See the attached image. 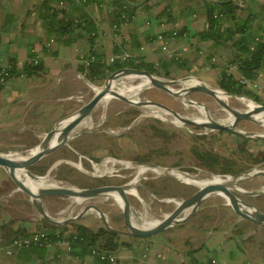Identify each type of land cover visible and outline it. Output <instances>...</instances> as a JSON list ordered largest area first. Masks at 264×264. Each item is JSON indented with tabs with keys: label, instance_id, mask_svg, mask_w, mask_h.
Instances as JSON below:
<instances>
[{
	"label": "crops",
	"instance_id": "crops-1",
	"mask_svg": "<svg viewBox=\"0 0 264 264\" xmlns=\"http://www.w3.org/2000/svg\"><path fill=\"white\" fill-rule=\"evenodd\" d=\"M116 1L89 0L83 2L87 4L81 7L72 6V12L97 20L94 21L96 30L94 35H90L87 27L75 28L71 35H65V39H68L65 42L57 39L56 34L49 33L43 18V0H0V59L22 66L0 86V150H22L35 145L65 115L81 106L97 85L102 84L94 82V78H99V75H87L88 69L81 62V56L91 50L107 57L127 49L133 56L157 60L169 55L161 51L155 41L158 33H163L168 39L169 50L188 59L195 53L196 58L201 57L195 61L196 64L205 68L206 54L214 50L213 41H199L198 36L192 34L199 30H190L184 19L188 15L198 16L199 11L204 9L202 0H178L173 9L175 21L166 14H161L168 0H149L148 4L143 2L145 0H124L134 6V11L129 20L114 27ZM261 2L245 0L244 5L259 13ZM66 3L65 6L69 4L67 1ZM240 12L243 13L239 9L238 13ZM189 23L192 27V22ZM260 23L261 20L257 18L252 29ZM206 24L207 18L204 27ZM185 26L188 31L173 35V30H181ZM52 37L54 41L48 48L46 43ZM198 46L205 54L199 53L196 49ZM220 52L223 56L227 54L224 50ZM32 54L39 57L41 69H26L27 60ZM225 59L219 58L218 64L212 69L219 72L226 64ZM195 67L194 64L192 70ZM230 70L238 78L241 76L236 68ZM251 88H256L253 83ZM38 224L15 217L11 211L0 206V264H43L46 260H55V264H106L91 253L81 257L57 240L46 246H25L14 249L13 253L7 252L6 248L11 246L12 239L21 229L25 227L34 231L42 227ZM69 228L63 235L64 238L75 229ZM199 239L197 234L182 230H172L166 235H153L149 238L122 234L121 240L126 243L119 246L120 252L119 249L116 251L115 264H192L194 260L206 262L212 256L217 258L218 264H238L246 261L249 255L247 246L241 244L234 234L222 238L212 236L208 241L202 238L198 244ZM248 262L264 264V258L262 261L259 259Z\"/></svg>",
	"mask_w": 264,
	"mask_h": 264
},
{
	"label": "rangeland",
	"instance_id": "rangeland-1",
	"mask_svg": "<svg viewBox=\"0 0 264 264\" xmlns=\"http://www.w3.org/2000/svg\"><path fill=\"white\" fill-rule=\"evenodd\" d=\"M184 19L189 24V29L193 32L205 28L204 9L199 11L197 17L188 15ZM189 22H192L193 28ZM199 58L201 57L196 58L195 53L189 58V61H192L196 66L192 71H180L173 77H160L182 78L186 75L197 76L206 83L225 91L218 83L217 69L211 68L212 70H207L199 67V64L195 62ZM104 80V76L94 78V82L102 84L97 85L84 100L90 97L98 86L103 85ZM126 81L131 83L130 80ZM172 86L181 88L180 84H173ZM248 86L251 87V83H248ZM259 92L262 93L261 91ZM229 95L231 105H236L235 107L239 109H245V106L235 97L241 96L253 99L245 95ZM142 96L167 103L182 114L192 113L193 111L192 106H186L182 98L156 86L145 87L142 91ZM186 97L208 105L211 113L214 116L216 115L215 117L226 116V110L209 93L195 91L188 93ZM253 100L264 103V101ZM107 103L106 106H99L94 109L89 117L90 120L92 119L90 127H84L81 130L76 128L73 131L74 133L72 132L68 143L35 163L38 169L44 167L48 162L50 163L49 168L44 173L39 172L38 169L35 171L30 168L33 172L44 175L48 173L54 162L61 160L49 171V175L43 177L52 179L39 186L40 191L44 190V188L58 185H74L85 188L106 183L124 184L130 182L136 175V167L125 163L126 161H150L157 164V168L168 169L169 167H174L172 169L183 173L190 172L196 176H205L209 172L223 177L234 176L235 174L232 173L225 175L213 172L198 162L193 152V146L196 143L194 142V134L205 135L203 139L197 142L207 147L209 146L224 155L235 153L238 160L245 165L252 162L251 158H260L264 148V142L254 140L256 137L253 136H246L249 139L245 140L238 136L242 134L231 131L219 132V130H205L190 124L179 125L175 122L165 121L152 113L151 115L143 106L120 102L116 98H110ZM154 118L161 120L162 123L154 120ZM238 126L247 132H264L262 124L250 119L240 121ZM33 147L36 146L33 145L22 150L14 149V151L23 153ZM8 151L12 152L10 149L0 150V152ZM109 158L119 161L114 163L107 162L110 160ZM106 159L108 160L105 162ZM75 163H80L86 170L80 169ZM95 165L101 167L97 168ZM251 168L264 169V161L254 163ZM136 185L138 194L128 193V198L130 204L135 208H133L134 218L139 223L144 222L142 213L147 215L145 216L147 219L167 216L177 206L171 200L187 198L199 188L193 183H183L169 174L156 173L151 170L143 173ZM240 185L246 191L252 192L238 193V196L246 203H249L250 207L254 208L256 206L264 210V175L250 174V176L244 177L240 181ZM85 202L100 206L106 212L112 226L124 230L127 229L123 221V208L117 204L113 197L101 194L89 197ZM85 202H74L73 197L67 195H45L42 199L43 207L53 217H59V212L69 207L62 215V218L79 213L83 206L86 205ZM200 204L198 209L186 220L173 224L155 235H166L172 230H182L185 233L193 232L200 238L198 242L200 244L202 238L204 241H208L212 236L222 238L230 237L231 234H234L238 237L241 244L247 246L249 255L246 261L256 262L259 259L262 261V258H264L261 257L264 254V225L240 217L230 204L225 203L220 195H212L204 199ZM0 206L11 211L15 217L29 219L34 223H39L42 220L38 209L32 203L31 196L26 191L17 188L3 167H0ZM76 221L93 228L103 226L102 218L93 207L88 210L83 218ZM250 255L252 258H250Z\"/></svg>",
	"mask_w": 264,
	"mask_h": 264
},
{
	"label": "trees",
	"instance_id": "trees-1",
	"mask_svg": "<svg viewBox=\"0 0 264 264\" xmlns=\"http://www.w3.org/2000/svg\"><path fill=\"white\" fill-rule=\"evenodd\" d=\"M43 1V18L46 22L49 33L56 34L57 39L67 42L68 39H65V35H71L75 28L84 29L87 27L90 35L92 31L96 30V25L93 20H90L89 17H85L82 14H76L70 9L72 6L81 7L87 3L82 2L83 4L74 5L72 0H66L69 3L67 6H59L60 0ZM143 2L148 4L149 0ZM57 3L58 6L56 5ZM177 3L178 0H168V4L164 7L161 14H166L169 19L175 21L176 18L173 14V9ZM202 3L207 18V24L204 29L192 34L198 36L199 41H204L206 39L213 41L214 50L208 51L205 57L208 62L212 60V56H217L220 59L224 57L226 58V64L220 69L217 75L220 87L227 92L229 91L231 93L245 95L247 97L249 96L257 101L263 102L264 90L260 93L255 90L256 88L253 89L249 87L248 84H242L236 74L230 70V66L236 64L237 70L247 78H254L258 71L264 70V4H261L260 12L257 13L249 9L248 5L246 7L245 5L240 6L238 0H202ZM239 9L243 13H238ZM133 11V5H130L124 0H117L115 2L114 24H117V26L122 24L124 21L122 14L132 15ZM215 12L218 14L222 13L223 15L214 16ZM75 18H79L80 21L83 20L85 23L83 24L81 22L78 24L75 21ZM257 18L261 20V23L255 29H252L253 22ZM187 29L186 26L181 28V30L179 29L180 34L188 31ZM196 49L199 51L201 48L198 46ZM222 50L227 52L225 56L220 52ZM212 65L215 66L214 63ZM41 66L42 63H28L26 69L28 71L38 70L41 69ZM124 66H132L139 69L145 68L158 76L173 77L180 71H191L194 63H191L186 56L184 57L173 52L172 54H169L164 58H158L157 60H148L144 56H132L128 60H124V62L115 61L107 63L97 59L93 61L89 68H86L83 65L85 69H88L87 75L92 77L95 74L99 75V77H106L108 72L110 73L113 70ZM154 120L162 123L159 119L154 118ZM219 132L223 131L219 130ZM238 136L245 140L249 139L243 135ZM193 137L195 138L194 142H196L193 146V152L195 153L198 162H200V164L206 169L213 172L238 174L249 170L254 163L262 160L264 161V148L262 149L260 158H251L252 162L245 165L238 160L235 153L224 155L213 150V148H210L209 146L207 147L206 145L197 142L198 140L203 139L205 135L194 134ZM254 140L264 142V139L255 138ZM107 160L108 159H106L105 162ZM49 164L50 163L48 162V164L40 169L33 164L30 168L35 171L38 169L39 172L44 173L49 168ZM39 226H42L44 229L46 228L49 234L54 238L63 237L66 231L70 229L69 227L73 229L75 228L66 234V238L70 241L72 248L71 251L81 257L91 253L92 247L103 248L107 251H117L120 245L126 243L121 240L122 234L112 231L108 227L106 228L102 225L98 228H93L88 225L85 226L76 220H70L62 225H55L46 220H41ZM31 232L32 231H29L24 227L17 236H25ZM211 258L206 262H202L201 260L198 262V260H194V263L192 264H209Z\"/></svg>",
	"mask_w": 264,
	"mask_h": 264
},
{
	"label": "water",
	"instance_id": "water-1",
	"mask_svg": "<svg viewBox=\"0 0 264 264\" xmlns=\"http://www.w3.org/2000/svg\"><path fill=\"white\" fill-rule=\"evenodd\" d=\"M127 74H138V75H146L149 78V81H151L152 86L159 87L163 90H167L168 92L180 97L184 98L182 96L183 91L195 92L200 91L204 93H209L211 96H213L216 100L220 102V104L225 107L227 110H229L233 114V119L231 122H222L219 120L214 119H208L206 121H197L196 119H193L189 116H185L179 111L172 108L167 103H163L161 101H157L154 99H151L149 97L142 96L141 91L144 89H140L138 92L133 94L134 97H140L138 100H135L134 98L128 97L125 93L119 91L118 89H115L114 87V80L118 79L120 77H123ZM194 78L196 80V83H193L189 85V87L186 88V90H183V88H173V84H181L182 82H185L186 79ZM219 89L206 83L205 81L201 80L197 76L192 75H186L182 78H163L160 77L154 73H152L148 69H139L132 66H124L121 68H118L116 70H113L110 72L103 81V85L100 87L98 86L95 90V92L88 97L86 100H83V104L79 106L77 109H75L73 112L65 115L63 119L60 122H57L55 126L47 131L43 137L39 140L37 144L34 146L37 147V150L35 153L23 157V159H16V158H10L9 156L5 155V152H0V167L4 168L11 179L16 184L17 188L26 191L30 196L32 203L34 206L38 209L41 219L43 221H48L55 225H62L70 220H79L83 218L88 210H90L91 207H93L95 210L98 211L100 217L103 221V226L108 227L110 230L115 231L119 234H131L134 236L142 237V238H149V236H153L155 234H158L165 230L166 228H169V226H172L173 224L182 222L186 220L195 210L198 209V207L201 205L200 203L206 199V194L209 193L211 190H221L224 192H227L228 194L232 195V201L231 206L233 210L242 218L248 219L250 221H254L255 223L264 225V222H260L257 220L256 217H264V210L259 209L258 207H254L251 209H248L247 211L242 208L239 201H242L247 206H250L249 203H246L244 200H242L238 193H243L239 189L234 190L232 188H229L223 184L220 183H209L207 185H204L200 188H198L196 191H194L192 194H190L187 198H184L180 200L179 203H177V206L169 212V214L163 218L156 226L148 227V228H142L140 226H136L131 221V211H133V206L130 204V200L128 198V192L126 191V184H101L96 186H87L85 188H81L74 185H58V186H51L46 188L42 193H37L34 191L31 187H29L25 181H22L19 179L15 173L17 170H21L23 168H26L29 172V174L33 178L38 177H44V175H39L35 172H33L30 169V166L38 162L39 160L43 159V157L52 154L56 150H58L60 147L64 146V144L68 143L72 132L79 126L81 123L88 117L91 116L94 109L97 107V101L103 97L104 95L110 94L111 98H116L120 102H127L133 105L137 106H145L149 104H157L160 108L167 110L171 114L174 115L176 119L181 121L182 125H194L199 128H203L205 130H222V131H231L234 133L242 134L245 136H253L256 138L264 139V133L262 132H255V131H245L240 130L238 123L242 120H254L260 123V120L254 119V115L261 113L264 111V103L257 102V106L249 109H239L233 105H231L229 102H226L223 100L219 94ZM223 91V90H222ZM226 94H231L238 96V94L231 93L224 91ZM188 101L194 102L195 100L191 98H187ZM168 120L170 122H174L170 119H163ZM264 124V123H262ZM30 149V148H29ZM61 160H57L51 165V169L55 167ZM134 163H144L156 166L157 164L152 163L150 161L147 162H141V161H131ZM174 168V167H169ZM49 171L47 174H49ZM186 172V171H184ZM250 174H262L264 175V169H258V168H251L248 171H244L238 174H235V177L243 176L247 177L250 176ZM226 175V174H225ZM172 176V175H171ZM112 190H119L122 194V197L124 199V207H123V221L124 225L127 227L126 230L120 229L118 227L112 226L108 220L106 212L101 209L100 206L94 204V203H86V205L83 206V209L72 216H66V218L57 219L56 217H53L46 208L43 207L42 199L45 195H60V196H81L83 198H89L97 195L104 194L106 192L112 191ZM252 192V191H251ZM250 191H245L244 193H251ZM196 204L197 206L190 210L188 214L183 216L182 221H174V219L180 215L182 212L187 210L189 206Z\"/></svg>",
	"mask_w": 264,
	"mask_h": 264
},
{
	"label": "bare ground",
	"instance_id": "bare-ground-1",
	"mask_svg": "<svg viewBox=\"0 0 264 264\" xmlns=\"http://www.w3.org/2000/svg\"><path fill=\"white\" fill-rule=\"evenodd\" d=\"M126 80H130L131 83L126 81ZM193 83H196V80L194 78H189V79H186L185 82H182L180 85L183 88V90H186V88L189 87V85H191ZM150 86H152L151 85V81H149V78L146 75L144 76V75H138V74H127V75H124L123 77H120V78L114 80L115 89H118L119 91L123 92V94L125 93L128 97L134 98L135 100H138V98H140V97H137V96L134 97L133 94L138 92L140 89H145V87H150ZM173 88L177 89L176 87H173ZM219 90H220L219 94H220L221 98L223 100H225L226 102H229L231 104V102L229 100V97H228L230 95L226 94L221 89H219ZM140 94H142V91H141ZM187 94H188L187 90L183 91L182 96L186 98ZM231 96H233V95H231ZM110 98H111L110 94H107V95H104L103 97H101L97 101V107L106 106L108 104L107 102L110 100ZM187 98L186 99L182 98V99H183V101H185V105L186 106H190V105L192 106V110L193 111H192V113L183 114L185 116H189V117H191L193 119H196L197 121H206L208 119L209 120L210 119H214V120H219V121H222V122H228V120H229V122H231L232 119H233V114L229 110H227L225 107H223V108L227 112L226 116L225 117H215L216 115L214 116L211 113L208 105L202 104V103H198L196 101L190 102V101H188ZM235 98L238 99L241 103L244 104V106H245L244 110H249V109L257 106V102L254 101L253 99H250V98L247 99V98H244V97H241V96L235 97ZM214 100H216V99L214 98ZM216 101L218 103H220L218 100H216ZM144 108H146L147 111L150 114L152 113V114L156 115L157 117H160L161 119H166L167 118V119L173 120L175 123H177L179 125L183 124L181 121L176 119L173 114H171L167 110L165 111L164 109L160 108L157 104L145 105ZM254 119L260 120V124L264 123V111L261 112V113L255 114L254 115ZM91 120L89 119V117L86 118L81 123V125H79L77 127V129L81 130V128L83 129L84 127H90L92 125L91 124ZM255 122H257V121H255ZM262 125L264 126V124H262ZM239 129L243 130L241 128H239ZM262 133H264V132H262ZM36 150H37V147H33V148H30V149H27V151L23 152V153L17 152V151H12V152L8 151V152H5V155L9 156L10 158L23 159V157H27V156L35 153ZM117 161H119V160L110 159L107 162H113L114 163V162H117ZM125 163L133 165V166L136 167V175L133 177L132 181L127 182V184H126V191L128 193H133L135 195L138 194V191L136 189V186H137L136 184H137L138 180L140 179V176L143 173L147 172V170H151V171H154L156 173L172 175L176 179L181 180L183 183H187V184L193 183L196 186H198L199 188L204 186V185H207L209 183H220V184H223V185H225V186H227L229 188H232L234 190L239 189L243 193L246 191V189H244L240 185V181L244 178L243 176L235 177V175H234V176H230V177H223V176L215 175V174L210 173V172H209V174H206L205 176H196L193 173H190V172L183 173L182 171L179 172V171L174 170L172 168H168V169H162L161 167L157 168L158 167L157 165L153 166V165H149V164L134 163V162H130V161H126ZM75 165H77L80 169H82L84 171L86 170V169L83 168V165H81L80 163H75ZM95 166H97V168L101 167L99 165H95ZM15 173H16V175H17V177L19 179L22 180L24 178V180H22V181H25V183L29 187H31L34 191H36L37 193H42L46 189V188H44V190L40 191V187L39 186H42V184L44 182L47 183L49 180L52 179V178H47V177H45V178H43V177L33 178L29 174V172H28V170L26 168H23L21 170H17V171H15ZM46 175H49V174H46ZM41 178H43V179H41ZM104 195L113 197L115 199V201L117 202V204L121 208L124 207V199H123L122 194H121V192L119 190H112V191L104 193ZM212 195H220V196H222V198L224 199L225 203L231 205V201H232V195L231 194H228L227 192H224V191H221V190H211L209 193L206 194V198H208V197H210ZM72 197H73L74 202H77V203H84L86 201V199H87V198H83L81 196H72ZM171 201H174L176 204L180 202L179 199H174V200H171ZM239 203L242 206V208L245 209L246 211L248 209L252 208L250 206H247L242 201H239ZM196 206H197L196 204H193V205L189 206V208L187 210H185L184 212H182L180 215H178L174 219V221H182L183 220V216L188 214L189 211L194 209ZM68 209H69V207L63 209L62 211H60L59 212V217H56V218L57 219H62V215ZM134 209H132L133 211H131V221H132V223L134 225L140 226L142 228H148V227L156 226L163 218L166 217V216H162V218H154V219L148 218L147 219V217L145 218V216H147V215L145 213H142L143 218H144V222L139 223L134 218ZM65 218H66V216H65ZM256 218L260 222H264V217H256Z\"/></svg>",
	"mask_w": 264,
	"mask_h": 264
},
{
	"label": "built area",
	"instance_id": "built-area-1",
	"mask_svg": "<svg viewBox=\"0 0 264 264\" xmlns=\"http://www.w3.org/2000/svg\"><path fill=\"white\" fill-rule=\"evenodd\" d=\"M86 1L88 0H72V3L74 5H80L82 2H86ZM261 1H262L261 3L264 4V0H261ZM238 3L240 6H243L244 0H238ZM65 4H67L65 0H60V6H64ZM218 15L222 16L223 14L222 13L218 14L217 12L214 13V16H218ZM130 16L131 15L122 14L123 20H129ZM263 16H264V11H263ZM75 21L78 24L81 22L83 24L85 23V21L83 20L80 21L79 18H75ZM94 21H97V20L94 19ZM114 27H117V24H114ZM172 33L173 35H177V34H180V31L176 29V30H173ZM92 34L94 35L95 31L92 32ZM52 41H54L53 37L50 38L49 41H47L46 46L48 48L51 46ZM155 41L158 43L161 51L167 52L169 54L173 53L171 50H169L168 39L165 37V34L158 33V35L155 38ZM34 50L35 49H33V51ZM199 53L205 54L203 49H200ZM132 56H133L132 53L127 49H124L121 52L113 53L107 57L105 56L102 57L100 55H97L95 51L91 50L88 54H83L81 56V62H83L86 68H89V66L93 63V61L97 59H100L102 62H107V63H111L115 61L124 62V60H128ZM211 59L212 60L209 62L206 61L205 69L215 67L218 64L219 57L212 56ZM38 61H39V57L36 54L34 55L32 54L27 60L28 63H34V64L38 63ZM213 63L215 64V66L212 65ZM20 68H22V66L14 63L13 61L8 62V61H2L0 59V86H2L10 77L15 75L16 72L20 70ZM230 68L237 69V65L233 64L230 66ZM238 79H240L242 84H248V82L253 83L257 91H263L264 89V71L262 72V70L258 71L257 75L254 78H247L241 74V76ZM55 240L62 241L63 243H65L68 250L71 251L72 248H71L69 239L67 238L65 239L64 237L54 238L53 236L49 234L46 228L45 229L40 228V229L34 230L30 234H26L25 236L19 235V236L14 237L11 241V246L7 247L6 250L8 253H13L15 251L14 249L24 248L25 246H30V245L46 246V245H50ZM91 254L97 257L98 259H100L101 261L105 262L106 264H113L117 262L116 251H112V250L107 251L103 248L92 247ZM43 264H55V260H46L45 262H43ZM209 264H218L217 258L212 257ZM238 264H249V263L247 261H242Z\"/></svg>",
	"mask_w": 264,
	"mask_h": 264
}]
</instances>
